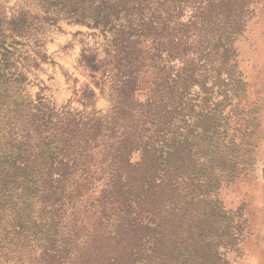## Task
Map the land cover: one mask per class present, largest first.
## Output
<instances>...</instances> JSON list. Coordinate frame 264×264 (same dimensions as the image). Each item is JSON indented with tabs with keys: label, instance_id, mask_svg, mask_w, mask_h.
Listing matches in <instances>:
<instances>
[{
	"label": "trees",
	"instance_id": "obj_1",
	"mask_svg": "<svg viewBox=\"0 0 264 264\" xmlns=\"http://www.w3.org/2000/svg\"><path fill=\"white\" fill-rule=\"evenodd\" d=\"M40 1L45 19L57 22L60 12L68 22L108 37L112 83L105 112L58 111L40 97L33 104L36 144L27 152L18 148L11 164V188L22 187L25 195L12 201V213L31 215L25 208L30 193L48 210L41 223L31 220L36 242L31 264H228V250L219 252L222 243L215 242L211 214L185 212L190 202L185 188L193 182L191 166L198 163L190 141L166 139L159 125L170 116L173 97L191 84L192 66L183 60L174 79L157 73L165 68H160L165 51L167 61L188 48L189 33L202 36L218 23L225 33L239 29L247 0H195L186 23L176 18L187 0ZM32 16L13 15L12 34L23 35ZM143 91L146 97L137 101ZM133 152L139 154L135 162ZM78 164L84 167L77 169ZM96 180L102 181L96 198L100 209L91 229L59 232L56 203L66 195V185L75 183L78 191L79 183ZM180 205L181 212L173 213ZM143 212L152 216L144 221ZM27 235L19 230L12 235L18 255Z\"/></svg>",
	"mask_w": 264,
	"mask_h": 264
},
{
	"label": "rangeland",
	"instance_id": "obj_2",
	"mask_svg": "<svg viewBox=\"0 0 264 264\" xmlns=\"http://www.w3.org/2000/svg\"><path fill=\"white\" fill-rule=\"evenodd\" d=\"M196 4L183 1L178 22H189ZM42 5L40 0H0V264H31L36 246L31 220L41 223L48 215L31 193L25 200L31 215L12 213V201L25 197L22 187L11 188L15 151L27 152L36 144L33 104L40 97L58 111L83 113L105 112L111 104L108 37L68 22L60 12L57 22L45 19ZM20 12L33 15L32 24L16 36L11 17ZM239 26L225 33L218 23L202 36L189 33L185 51L173 52L167 61L163 53L160 68H165L158 77L177 78L185 60L192 78L183 95L173 97L170 116L159 125L168 140L188 137L198 161L191 166L193 182L185 188L186 214H211L215 242L222 243L219 252L228 250V264H264V0H247ZM145 97L143 91L136 100ZM138 157L133 152L130 159ZM78 185L76 191L77 184H67L66 195L56 203L59 232L89 231L97 219L102 181ZM180 207L173 213L179 214ZM142 216L147 221L152 215ZM18 230L28 234L21 255L13 251L12 235Z\"/></svg>",
	"mask_w": 264,
	"mask_h": 264
}]
</instances>
